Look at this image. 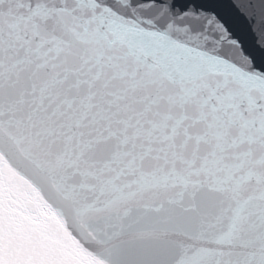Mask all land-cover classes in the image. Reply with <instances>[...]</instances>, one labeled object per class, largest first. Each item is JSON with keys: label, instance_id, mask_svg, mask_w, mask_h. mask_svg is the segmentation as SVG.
<instances>
[{"label": "snow or ice", "instance_id": "obj_1", "mask_svg": "<svg viewBox=\"0 0 264 264\" xmlns=\"http://www.w3.org/2000/svg\"><path fill=\"white\" fill-rule=\"evenodd\" d=\"M0 264H264V0H0Z\"/></svg>", "mask_w": 264, "mask_h": 264}]
</instances>
